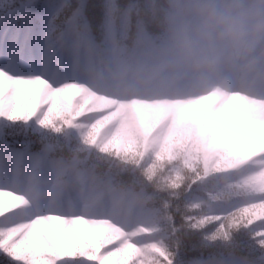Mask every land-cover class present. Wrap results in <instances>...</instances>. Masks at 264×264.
Returning <instances> with one entry per match:
<instances>
[{"label":"snow or ice","instance_id":"snow-or-ice-1","mask_svg":"<svg viewBox=\"0 0 264 264\" xmlns=\"http://www.w3.org/2000/svg\"><path fill=\"white\" fill-rule=\"evenodd\" d=\"M256 12L243 71L191 75L217 0H0V264H264Z\"/></svg>","mask_w":264,"mask_h":264},{"label":"clouds","instance_id":"clouds-1","mask_svg":"<svg viewBox=\"0 0 264 264\" xmlns=\"http://www.w3.org/2000/svg\"><path fill=\"white\" fill-rule=\"evenodd\" d=\"M217 3L222 12L236 17L237 23L227 25L219 18L193 13L188 33L190 45L170 37L177 56L184 57L188 46L193 54L186 57L179 68H170L169 71L233 76L244 70L250 45L261 34L262 21L256 9L264 4V0H217ZM204 25L208 27L205 29ZM260 51L264 52V49Z\"/></svg>","mask_w":264,"mask_h":264}]
</instances>
